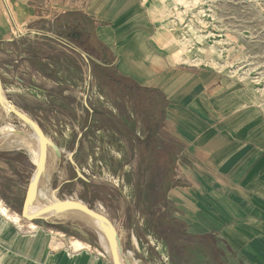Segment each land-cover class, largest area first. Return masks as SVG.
Here are the masks:
<instances>
[{
	"label": "crops",
	"instance_id": "1",
	"mask_svg": "<svg viewBox=\"0 0 264 264\" xmlns=\"http://www.w3.org/2000/svg\"><path fill=\"white\" fill-rule=\"evenodd\" d=\"M71 2L78 6L57 11ZM45 9L32 11L35 19L25 23V32L15 22L14 33L0 20L3 92L8 79L15 93L37 95L40 110L75 108L69 98L75 86L90 90L96 72L127 97L139 92L150 114L143 136L137 135L145 156L156 158L159 177L154 169L151 179L158 187L152 201L139 200L143 209L134 237L150 226L147 209L153 234L166 238L170 264H264V108L249 88L215 69L176 63L142 0H52ZM37 79L46 86H36ZM10 101L53 144L42 122L62 128L65 118L54 111L34 115ZM21 123L32 131L29 142L17 137L24 133L7 134L1 132L7 126L0 127V205L9 215L0 211V264H113L106 236L91 216L72 209H56L34 222L20 216L39 144L35 131ZM100 128L114 132L106 124ZM51 151L58 166L67 162L75 171L68 160L74 153L84 172L80 152L63 156L60 150L59 157L50 147L30 214L52 205L55 194L81 201L65 190L78 182L76 171L73 179L60 181L56 169L50 172ZM76 240L84 247L74 248Z\"/></svg>",
	"mask_w": 264,
	"mask_h": 264
},
{
	"label": "rangeland",
	"instance_id": "2",
	"mask_svg": "<svg viewBox=\"0 0 264 264\" xmlns=\"http://www.w3.org/2000/svg\"><path fill=\"white\" fill-rule=\"evenodd\" d=\"M50 1L52 0H7L5 4V0H0V20L2 23L6 20L14 33L15 22L25 32V23L35 19L32 11L45 12ZM142 2L154 23L158 24L159 41L164 38L168 41L166 48L173 54L176 63L209 67L240 81L249 88L257 105L264 108V0ZM76 6L78 5L71 2L57 11ZM35 82L36 86H46L40 79ZM106 82L96 72L90 90L84 85L81 88L76 85L69 97L76 100L74 104L71 103L75 108L63 110H40L37 95L25 91L15 93L16 88L11 86L8 79L5 80L4 95L18 105L27 106L34 115L38 111L45 114L54 111L65 118L62 128L51 121L48 122L51 126L47 127L46 120H43L42 125L53 144L64 152L63 156L76 151L79 143L80 148L76 154L81 153L84 174L91 181L89 187L75 182L65 190L92 208H102L110 215L122 236V255L132 264H170L166 238L153 234L154 222L149 210L145 209L144 212L151 218L150 226L147 227L146 223V231L138 230V236L135 237L139 239V243L134 237V230L137 233L138 227L137 212L143 209L139 200L150 196L149 200L152 201L155 197L154 190L158 187V181L151 179L154 169V176L159 177L156 158L145 156L144 146L137 135L143 136V129H146L149 120V110L143 104L142 94H130L132 96L127 97ZM83 96L87 98L93 114L83 105ZM105 115L112 116V119L109 117L105 121ZM93 120L98 123H92ZM103 124L111 127L114 132L110 130V133H99L103 131L100 128ZM2 126L7 127L1 129V132L24 133L25 136L17 137L25 139L24 142L30 141L32 131L15 117L4 114L0 108V127ZM79 134H82L81 140L78 139ZM58 160L51 151L50 172L54 173L55 169L58 171V181L73 179L74 169L67 162L62 167L58 166ZM39 161L40 146H37L34 150V162L38 165ZM150 207L148 209H152ZM77 222L84 224L82 221ZM107 251L110 253L108 246Z\"/></svg>",
	"mask_w": 264,
	"mask_h": 264
},
{
	"label": "water",
	"instance_id": "3",
	"mask_svg": "<svg viewBox=\"0 0 264 264\" xmlns=\"http://www.w3.org/2000/svg\"><path fill=\"white\" fill-rule=\"evenodd\" d=\"M0 106L4 109V112L7 115H11L16 117L18 120L29 126L31 129L35 131L37 134L41 154H42V160L39 162V164L36 167V172L34 175V178L28 188L25 200L23 202V205L19 211L20 216L27 221L34 222L39 221L42 219V217L56 209H72L80 211L88 216H91L92 218L98 220V221H105L109 226V233H107L103 228V232L106 236L110 254L112 257L113 264H132L130 260H128L126 257L124 260H122L121 254H122V246L120 242V237L117 231V228L115 224L113 223L112 219L104 212L97 211L90 209L86 205H84L81 201H75L73 199H60L56 194L54 195V203L47 208L40 210L39 212H36L35 214H30L29 209L32 206V203L36 197L38 185L39 182L43 176V173L46 168L47 160H48V154L49 149L52 147L56 154L61 157V152L57 146L52 144L50 140L46 137L45 133L43 132L40 125L32 119L30 116H28L24 111L17 108L10 100L6 98L3 92V83H2V77L0 74ZM85 106L89 110L91 114H93V110L89 107L87 98H85ZM79 148V143L76 145V151ZM75 154L72 153L68 160L71 163L72 166H74L76 174H77V180H82L84 182L89 183V179L86 177L84 172L79 168L78 164L76 163L74 159Z\"/></svg>",
	"mask_w": 264,
	"mask_h": 264
},
{
	"label": "bare ground",
	"instance_id": "4",
	"mask_svg": "<svg viewBox=\"0 0 264 264\" xmlns=\"http://www.w3.org/2000/svg\"><path fill=\"white\" fill-rule=\"evenodd\" d=\"M2 13H1V11H0V15H1ZM37 136V135H36ZM33 137L34 138H36L34 135H33ZM38 138V137H37ZM37 146H39V144H38V142H37ZM42 160V154H41V149H40V161ZM39 161V162H40ZM39 164V163H38ZM0 211L2 212V214H4L5 216H9L8 215V212H7V209L3 206V205H0ZM31 211H32V208H30L29 209V213H31ZM16 219V222H18V216L17 217H15ZM94 223V225L96 226V227H100V228H103L107 233H109V231H110V229H109V226H108V224L105 222V221H97V222H93ZM33 226V225H32ZM74 245L73 246H75L74 248H80V247H84V245L81 243V242H79V241H73L72 242ZM121 257H122V260H124V258H125V256L124 255H122L121 254Z\"/></svg>",
	"mask_w": 264,
	"mask_h": 264
},
{
	"label": "trees",
	"instance_id": "5",
	"mask_svg": "<svg viewBox=\"0 0 264 264\" xmlns=\"http://www.w3.org/2000/svg\"><path fill=\"white\" fill-rule=\"evenodd\" d=\"M131 94H134V96L141 95L139 92H131ZM78 182L82 183L84 186H87V187L90 186V185H89L90 183H88V182H84V181H82V180H78Z\"/></svg>",
	"mask_w": 264,
	"mask_h": 264
}]
</instances>
